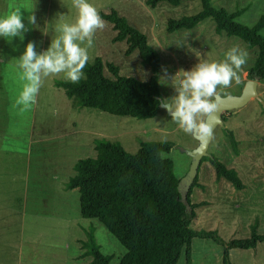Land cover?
I'll return each mask as SVG.
<instances>
[{
    "label": "rangeland",
    "instance_id": "1",
    "mask_svg": "<svg viewBox=\"0 0 264 264\" xmlns=\"http://www.w3.org/2000/svg\"><path fill=\"white\" fill-rule=\"evenodd\" d=\"M88 2L98 12L117 11L148 36L149 43L161 56L159 86L164 99L177 95L174 86L182 73L175 81L172 78L179 71H190L200 61L223 60L228 49L236 45L247 50V64L240 73V82L233 81L220 97L236 96L240 85L249 81L247 71L255 63L257 49H250L237 37L217 35L213 20L207 19L191 31L168 33L170 19L178 20L201 11L200 0L184 2L179 7L163 2L156 9L147 6L145 0ZM212 2L230 12L246 8L236 21L248 27H253L264 15V0ZM15 7L22 8L23 22L29 30L23 41L15 37L9 42L0 37L3 60L0 62V264H90L91 258L80 259L83 253L80 241L86 240L85 231L91 225L96 229L102 253L113 256L111 264L120 263L126 249L98 220L82 218L78 190H65L66 183L76 174V162L94 158V140L102 138L120 142L131 154L137 153L142 142H173L171 153L164 157L174 161L186 205V195L200 160L210 155L218 157L229 169L238 172L245 188L239 191L226 179L218 180L212 164L203 162L199 171L201 186L194 189L192 202L205 205L196 210L190 227L195 231H216L224 242H230L249 238L251 226L257 220L258 233L264 235L262 81L257 82V96L263 104L252 97L245 106L223 112L227 121L222 117L219 123H214L211 117H201L213 125L214 135L206 145L180 129L164 109L155 118L137 120L97 109L75 108L65 91L55 87V81H66L63 73L45 78L36 105L21 111L22 106H17L16 100L25 81L21 79L18 59L28 42L35 43L38 54L47 51L52 40L60 35L58 27L75 23L78 9L72 0H0V17ZM31 14L36 16V26L28 22ZM116 34L106 21V27L95 33L88 49L89 62L101 57L105 63L118 66L121 75L149 80L150 67L141 64L137 52L126 55L128 46L115 42ZM105 73L112 76L107 68ZM226 129L235 134L238 154L231 148ZM225 248L213 240L194 238L190 250L192 264H225ZM178 264H187L185 250ZM226 264H264V243L255 250H231Z\"/></svg>",
    "mask_w": 264,
    "mask_h": 264
},
{
    "label": "trees",
    "instance_id": "2",
    "mask_svg": "<svg viewBox=\"0 0 264 264\" xmlns=\"http://www.w3.org/2000/svg\"><path fill=\"white\" fill-rule=\"evenodd\" d=\"M193 1L196 0H145V3L156 9L163 2L179 7L184 2ZM200 2L202 9L196 15L170 19L168 33L191 31L205 20H213L217 35L237 37L250 49H257L255 63L247 71V77L249 80L260 78L264 83V15L253 27H248L236 21L246 8L230 12L224 7H215L212 0ZM99 14L117 33L113 40L127 44L126 55L137 52L141 64L150 67L151 77L141 81L121 75L118 66L96 57L88 62L83 70L85 77L79 83L58 80L55 87L63 89L78 109H97L137 120L155 118L161 109L162 98L160 53L149 43L146 34L133 27L117 11ZM106 68L112 76L106 75ZM244 88L245 84L240 85L239 93L234 94H241ZM222 117L227 121L225 116ZM224 133L233 152L238 154L235 134L227 129ZM173 147L171 141H146L140 144L136 154H131L120 142L95 139L96 156L79 159L74 165L76 174L66 183L65 190H78L82 218L98 220L126 249L119 264H178L183 250L186 251L187 264H192L190 250L197 237L224 245L225 264L231 250H255L264 243V235L258 233L257 220L251 226L249 238L230 242H224L216 231H195L190 227L197 216L196 210L205 205L192 202L194 189L201 186L199 171L203 162L212 164L218 180L226 179L239 191L245 185L238 172L229 169L218 157H203L188 189L186 205L174 161L164 157ZM85 236L86 240L80 241L83 251L80 259L91 258L90 264H111L113 256L102 253L93 225L85 231Z\"/></svg>",
    "mask_w": 264,
    "mask_h": 264
},
{
    "label": "clouds",
    "instance_id": "3",
    "mask_svg": "<svg viewBox=\"0 0 264 264\" xmlns=\"http://www.w3.org/2000/svg\"><path fill=\"white\" fill-rule=\"evenodd\" d=\"M72 4L78 9L75 23L60 25L57 29L60 35L52 40L48 50L43 53L38 54L35 43L28 42L18 59V67L22 70L21 79L25 81L16 100V105L22 106L21 111L36 105L45 78L63 73L66 81L76 84L85 77L83 70L90 59L88 49L92 47L95 33L106 27V21L88 0H72ZM21 9L12 8L8 14L0 17V37L9 42L15 37L23 41L24 33L29 30L23 22ZM27 19L29 24L36 26L35 14L29 15ZM247 60V50L236 45L228 49L223 60L200 61L190 71H179L172 78L175 81L182 73L179 83L174 86L177 95L171 99L161 98V106L180 129L206 145L214 135L213 125L201 117H211L215 113L221 92L230 88L233 81L240 82V73ZM0 62L3 60L0 59Z\"/></svg>",
    "mask_w": 264,
    "mask_h": 264
},
{
    "label": "water",
    "instance_id": "4",
    "mask_svg": "<svg viewBox=\"0 0 264 264\" xmlns=\"http://www.w3.org/2000/svg\"><path fill=\"white\" fill-rule=\"evenodd\" d=\"M258 81H261V79L259 78L258 80L249 81L246 84L244 90L239 95L225 97V98L219 96L217 99V104H218L217 110L211 116L212 121L214 123H219L220 121H222L223 112L239 109L242 106H245L248 102H250L252 97H256V99L263 104L260 97L257 96ZM160 108L164 109L161 106V104H160ZM168 115L170 116L169 113Z\"/></svg>",
    "mask_w": 264,
    "mask_h": 264
},
{
    "label": "crops",
    "instance_id": "5",
    "mask_svg": "<svg viewBox=\"0 0 264 264\" xmlns=\"http://www.w3.org/2000/svg\"><path fill=\"white\" fill-rule=\"evenodd\" d=\"M248 82H249V81H248ZM246 84H247V82H246ZM246 84H245V85H246Z\"/></svg>",
    "mask_w": 264,
    "mask_h": 264
}]
</instances>
